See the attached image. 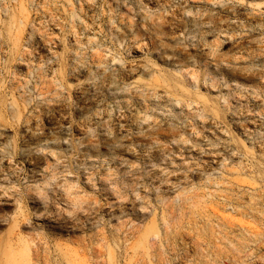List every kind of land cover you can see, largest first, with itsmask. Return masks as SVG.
Wrapping results in <instances>:
<instances>
[{"label":"rangeland","instance_id":"1","mask_svg":"<svg viewBox=\"0 0 264 264\" xmlns=\"http://www.w3.org/2000/svg\"><path fill=\"white\" fill-rule=\"evenodd\" d=\"M0 264H264V0H0Z\"/></svg>","mask_w":264,"mask_h":264}]
</instances>
